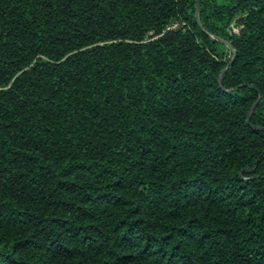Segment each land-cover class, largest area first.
I'll use <instances>...</instances> for the list:
<instances>
[{
	"label": "trees",
	"instance_id": "obj_1",
	"mask_svg": "<svg viewBox=\"0 0 264 264\" xmlns=\"http://www.w3.org/2000/svg\"><path fill=\"white\" fill-rule=\"evenodd\" d=\"M196 2L0 0V264H264V0Z\"/></svg>",
	"mask_w": 264,
	"mask_h": 264
},
{
	"label": "water",
	"instance_id": "obj_2",
	"mask_svg": "<svg viewBox=\"0 0 264 264\" xmlns=\"http://www.w3.org/2000/svg\"><path fill=\"white\" fill-rule=\"evenodd\" d=\"M199 1H200V0H197V2H196V18H197V12H198V7H199ZM197 21H198V19H197ZM198 23H199V22H198ZM210 37H211L213 40H215V41L219 42L220 44L224 45V46H225L230 52L234 53V50L231 48V46H230L227 42H225V41H223V40H221V39L215 38V37H213V36H210ZM227 67H228V65H226V67L221 71V74H220V76H219L218 84H219L220 86H221V82H222L223 74H224V72L226 71ZM254 106H255V104L251 107L250 112L253 110ZM247 120H248V119H247ZM253 171H254V169L251 170V172H253Z\"/></svg>",
	"mask_w": 264,
	"mask_h": 264
},
{
	"label": "rangeland",
	"instance_id": "obj_3",
	"mask_svg": "<svg viewBox=\"0 0 264 264\" xmlns=\"http://www.w3.org/2000/svg\"><path fill=\"white\" fill-rule=\"evenodd\" d=\"M238 30H239V27L237 26V24L233 23L232 28L230 29V32L236 33V32H238Z\"/></svg>",
	"mask_w": 264,
	"mask_h": 264
},
{
	"label": "built area",
	"instance_id": "obj_4",
	"mask_svg": "<svg viewBox=\"0 0 264 264\" xmlns=\"http://www.w3.org/2000/svg\"><path fill=\"white\" fill-rule=\"evenodd\" d=\"M171 28H173V27H171ZM232 28V25L230 26V28L229 29H231ZM237 33V32H236Z\"/></svg>",
	"mask_w": 264,
	"mask_h": 264
}]
</instances>
